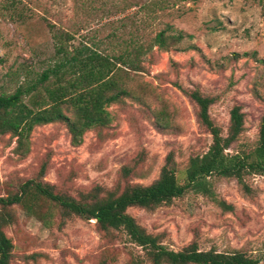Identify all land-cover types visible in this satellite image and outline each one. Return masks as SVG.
<instances>
[{"label":"rangeland","instance_id":"rangeland-1","mask_svg":"<svg viewBox=\"0 0 264 264\" xmlns=\"http://www.w3.org/2000/svg\"><path fill=\"white\" fill-rule=\"evenodd\" d=\"M167 28L182 40L141 56V71L126 82L130 94L106 108V126L85 131L77 143L63 123L34 127L22 145L0 134V196L34 181L77 201L103 199L151 184L170 153L183 184L190 158L212 139L181 89L214 99L208 112L222 136L230 110L240 106L243 131L228 152L253 151L264 118V0H0V95L35 83L60 47L118 56L130 41L147 47ZM51 79L24 103L47 99ZM207 181L210 196L188 190L153 211L126 212L170 250L195 243L264 264V176ZM29 199L5 211L11 264H151L123 230L100 231L95 220L64 218L54 203Z\"/></svg>","mask_w":264,"mask_h":264},{"label":"trees","instance_id":"trees-1","mask_svg":"<svg viewBox=\"0 0 264 264\" xmlns=\"http://www.w3.org/2000/svg\"><path fill=\"white\" fill-rule=\"evenodd\" d=\"M167 30L157 32L150 44H146L147 47L130 41L124 53L112 57L85 45L73 51L60 47L57 54L62 55L54 59L35 83L18 87L12 94L0 95V134L11 133L18 137L19 145H22L34 127L63 123L72 141L77 143L85 131L106 126L110 121L106 108L130 94L126 82L129 73L141 71V56L153 47L168 51L172 44L182 40L181 34L167 35ZM50 79L53 81L48 85L53 87H44L47 99H39L31 106L24 103V97L33 94ZM181 91L196 106V120L212 139L205 153L190 158L183 184L176 177L172 153L166 156L158 178L151 184L128 185L119 194L111 193L90 202L57 194L47 184L27 181L16 192L0 196V264H11L13 251L11 240L2 230L11 222L9 211H5L31 197H42L54 203L64 218L76 216L83 220H95L100 231L123 230L131 243L145 251L151 264H261L257 259L237 251H202L195 243L179 251L170 250L157 237L146 233L126 212L131 207L153 211L171 204L188 190L210 196L207 180L212 175L234 178L239 184L244 174L264 176V118L260 120L258 142L253 151L231 154L228 150L243 131L244 113L241 107L236 105L230 110L227 133L222 136L208 112L214 99L203 95L197 88Z\"/></svg>","mask_w":264,"mask_h":264}]
</instances>
